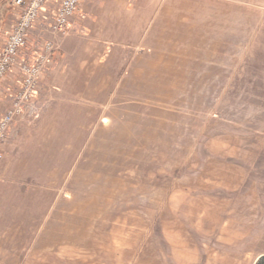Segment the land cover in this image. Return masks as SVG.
I'll return each instance as SVG.
<instances>
[{
  "label": "rangeland",
  "instance_id": "1",
  "mask_svg": "<svg viewBox=\"0 0 264 264\" xmlns=\"http://www.w3.org/2000/svg\"><path fill=\"white\" fill-rule=\"evenodd\" d=\"M53 9L35 23L33 45L50 40ZM202 15L196 61L164 84L138 87L135 101L108 86L105 101L68 110L54 126V161L0 160V264L264 256V0H203ZM17 80L0 86V117L3 89L13 96ZM29 107L31 126L38 96Z\"/></svg>",
  "mask_w": 264,
  "mask_h": 264
},
{
  "label": "crops",
  "instance_id": "2",
  "mask_svg": "<svg viewBox=\"0 0 264 264\" xmlns=\"http://www.w3.org/2000/svg\"><path fill=\"white\" fill-rule=\"evenodd\" d=\"M7 1L0 0L2 39L15 22ZM59 1L48 0L46 5L55 10ZM202 5L203 0H83L70 21L69 34L47 32L55 53L35 95L41 111L31 126L23 118L16 121L3 148L2 167L8 161L19 167L21 161H54L55 128L65 126L68 110L76 115L86 101H105L108 86L114 87L119 101H135L138 87L164 84L172 70L196 61L203 36ZM33 32L34 27L29 40ZM29 40V46L35 44ZM10 90L2 92L8 105ZM83 116L88 117L79 114Z\"/></svg>",
  "mask_w": 264,
  "mask_h": 264
},
{
  "label": "built area",
  "instance_id": "3",
  "mask_svg": "<svg viewBox=\"0 0 264 264\" xmlns=\"http://www.w3.org/2000/svg\"><path fill=\"white\" fill-rule=\"evenodd\" d=\"M48 0H8L7 8L13 13L15 22L5 38H0V86L4 79L16 71L17 90L0 117V160L3 148L9 140L11 129L30 109L42 77L52 68L55 53L54 43L46 41L40 45H28V37L40 12ZM83 0H60L56 9L47 15V32L65 36L71 30L73 17ZM23 52V53H22Z\"/></svg>",
  "mask_w": 264,
  "mask_h": 264
},
{
  "label": "trees",
  "instance_id": "4",
  "mask_svg": "<svg viewBox=\"0 0 264 264\" xmlns=\"http://www.w3.org/2000/svg\"><path fill=\"white\" fill-rule=\"evenodd\" d=\"M256 264H264V256H262L261 258H259V260L257 261Z\"/></svg>",
  "mask_w": 264,
  "mask_h": 264
}]
</instances>
